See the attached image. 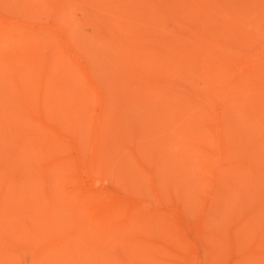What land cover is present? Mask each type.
<instances>
[{
  "label": "bare ground",
  "instance_id": "6f19581e",
  "mask_svg": "<svg viewBox=\"0 0 264 264\" xmlns=\"http://www.w3.org/2000/svg\"><path fill=\"white\" fill-rule=\"evenodd\" d=\"M215 2L0 0V264H264V0ZM111 96L152 122L118 127Z\"/></svg>",
  "mask_w": 264,
  "mask_h": 264
},
{
  "label": "rangeland",
  "instance_id": "374dc122",
  "mask_svg": "<svg viewBox=\"0 0 264 264\" xmlns=\"http://www.w3.org/2000/svg\"><path fill=\"white\" fill-rule=\"evenodd\" d=\"M215 1L216 2L214 4V7H217V8L215 9L213 7L214 9H212V12H214V13H212L213 14L212 16L215 17L214 19L220 20V17H222V15H221L222 11L224 9L222 7L224 0H218V1L215 0ZM220 1L222 2L221 4L218 3ZM219 6H220V8H219ZM74 9L75 10H73L74 11L73 15L75 18H77L76 20L78 21V25L80 27V30L82 31L83 34H86V35L90 34L91 33L90 27L87 24L83 23V21H82L83 16H82L81 11H79L81 9V7L75 6ZM217 9H219L220 12H218L219 10H217ZM43 12L44 13L40 15V18L42 19V21H46L48 23H51L53 18H52V14H50V11L44 10ZM253 47L257 51H259L261 49V46L259 43H256V45H254ZM86 62L88 64H90V61H86ZM183 84L185 85L184 86L185 88H188V85H187L188 82L187 81H185ZM131 97L132 96L129 95L124 101L130 100ZM119 99H120V97H119ZM114 100H116V99L113 96H111V105L113 106L112 108L114 109V114L112 115L111 119L118 127H120V124H121L125 129H129L130 131L139 133V131L137 129L138 126H141L142 123L152 122V120H150L147 117H151L154 113V110L152 107L149 108V107H147V105L145 106V101H147V100L141 99L137 102L134 101L132 105H128L125 107L120 106V103H118V102H117V104H115ZM112 102H113V104H112ZM130 108L132 110L139 109L140 111L144 112L145 117L142 118L141 120H139L137 118H132ZM216 108L219 110L221 109V107H216ZM119 111L123 114L124 120L121 119ZM151 126H149L150 130H152V128H154ZM154 132H158V131L154 130ZM153 140H155L156 143L158 141H160L158 143L164 144L166 147L170 145V140L166 139V136L164 137V136L159 135V134H153L148 142L144 141L141 144L144 152L148 155H150V154L153 156L156 155V151H154V150L152 151L153 148H152L151 142ZM137 141H139V140H137ZM173 150H174L173 153L176 154V156L175 157L171 156V160H176V161L170 162L168 167L166 168V171H160V173L165 172L167 180H170L174 183H183L184 190L186 191V193L189 194L191 192V186H190V182H191L190 180L191 179H187V178L185 179L184 172L182 170L183 168L179 164L180 162H182L184 160V158H187L188 154L186 152H184L181 148L174 149V146H173ZM134 175H137V177L143 181L145 186H147V187L153 186L154 178L152 180L151 178H148L147 176L141 175V172L139 174L135 173ZM118 176H121V175L118 173ZM186 176L190 177V175H188V174ZM95 177H96V180H95V182H93V181H91V178L87 177V174L84 173L80 177V180L84 181L85 184L87 185V187H89L92 190H95L97 192L98 191L99 192H101V191L112 192L114 194H117L120 197H126V195L128 194L127 193L128 191L126 189H122V187L115 182H110V180H108L107 177L94 176V178ZM167 180H166V178H165V180L162 179L161 183L163 186L167 184ZM207 201L211 203L210 200H207ZM149 204H150V206L146 205L145 208L143 209L144 211L142 210L143 213H145V214L150 213L152 215H156V216L164 217V218L170 216L171 213H169L170 212L169 209L160 208L159 206L155 205L154 203H149ZM207 207H208V205L204 208L202 213L198 214V216L205 217L206 211L208 209ZM165 213L168 215H166ZM234 256L235 255H232L231 258H234ZM194 260H197V261H194ZM186 264H202V260L192 258Z\"/></svg>",
  "mask_w": 264,
  "mask_h": 264
}]
</instances>
